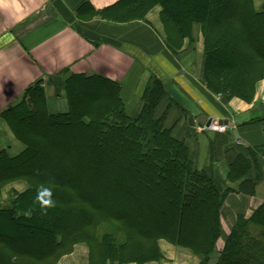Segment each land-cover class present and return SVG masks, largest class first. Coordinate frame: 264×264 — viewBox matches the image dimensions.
<instances>
[{
  "label": "trees",
  "instance_id": "trees-1",
  "mask_svg": "<svg viewBox=\"0 0 264 264\" xmlns=\"http://www.w3.org/2000/svg\"><path fill=\"white\" fill-rule=\"evenodd\" d=\"M158 5L170 43L194 46L201 32L207 90L252 103L264 80V3L258 10L255 0H120L100 15L143 21ZM64 87L68 113H50L40 81L0 116L25 146L10 157L0 136V197L12 184L28 185L0 208V264H59L80 245L89 264L163 263L162 241L198 264H264V203L239 214L228 235L222 223L232 194L256 196L263 179L248 175L264 145L250 150L252 161L232 164L238 189H222L165 128L167 113L155 117L169 96L155 75L135 114L121 84L104 76L74 74Z\"/></svg>",
  "mask_w": 264,
  "mask_h": 264
},
{
  "label": "crops",
  "instance_id": "crops-1",
  "mask_svg": "<svg viewBox=\"0 0 264 264\" xmlns=\"http://www.w3.org/2000/svg\"><path fill=\"white\" fill-rule=\"evenodd\" d=\"M120 0H0V116L26 91L43 82L48 109L53 114L69 112L64 84L74 74L101 75L121 84L131 114L142 108V96L151 75L165 82L169 96L156 109L155 117L167 113L165 128L185 142L199 169L206 170L222 189H238L229 179L231 166L239 156L251 159V149L264 145V80L257 85L253 103L230 102L210 93L204 82V47L200 31L192 46L185 39L169 41L170 32L162 22L163 8L154 7L143 21L117 23L103 19L100 12ZM261 10L264 0H255ZM228 122L224 133L201 127L198 118ZM1 142L10 157L25 146L0 119ZM248 175L261 176L264 160L258 159ZM243 197L242 208L252 212L264 199ZM28 189L19 182L6 187L0 208L15 194ZM254 204V205H253ZM249 206V207H248ZM161 242L164 256L169 250ZM168 245V244H167ZM171 246V245H169ZM176 249V248H175ZM59 264H89V250L77 246ZM160 264V263H149ZM163 264V263H161Z\"/></svg>",
  "mask_w": 264,
  "mask_h": 264
},
{
  "label": "rangeland",
  "instance_id": "rangeland-1",
  "mask_svg": "<svg viewBox=\"0 0 264 264\" xmlns=\"http://www.w3.org/2000/svg\"><path fill=\"white\" fill-rule=\"evenodd\" d=\"M256 90H257V88H256ZM218 96L220 98H222L223 100H225L222 96H220V95H218ZM235 99H238V98H235ZM227 102H230V101H227ZM10 132L12 133L11 130H10ZM258 187H259L258 188V195L255 198V201L256 202L259 199H264V184L263 183L262 184H259ZM242 200H243V197H241V196H240L239 199L236 198L235 196L234 197L232 196L226 202V205H225L224 211H223V215H222V223H223V228H224L225 235H228L229 234L230 229L236 223L237 216L239 214H243V215L249 217L251 215V213H252V211L249 209L250 208L249 206H248L249 208L247 209V211L241 212L243 210V208H242V206H243L242 205ZM224 240H225V236H223L220 239V241L218 242L217 249H216V253H219L223 249ZM163 244H164V246H166L167 248H169V250L166 252V255L168 256V258L165 257L166 260L163 262V264H198L199 260L197 258H195L193 255H191V253H189L188 251H185L183 249L176 248V247H174L172 245L169 246L168 243H166V244L163 243ZM80 246H83V245H80ZM216 259H217V255L215 254L213 256V261H215Z\"/></svg>",
  "mask_w": 264,
  "mask_h": 264
},
{
  "label": "water",
  "instance_id": "water-1",
  "mask_svg": "<svg viewBox=\"0 0 264 264\" xmlns=\"http://www.w3.org/2000/svg\"><path fill=\"white\" fill-rule=\"evenodd\" d=\"M198 122L201 127L205 128H212L215 126H228V122L226 121H219V120H213V119H207L204 116H201L198 118Z\"/></svg>",
  "mask_w": 264,
  "mask_h": 264
},
{
  "label": "built area",
  "instance_id": "built-area-1",
  "mask_svg": "<svg viewBox=\"0 0 264 264\" xmlns=\"http://www.w3.org/2000/svg\"><path fill=\"white\" fill-rule=\"evenodd\" d=\"M210 129L216 130L218 132L224 133L227 131V126H215Z\"/></svg>",
  "mask_w": 264,
  "mask_h": 264
}]
</instances>
